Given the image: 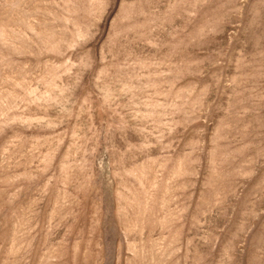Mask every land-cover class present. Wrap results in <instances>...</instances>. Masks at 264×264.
Wrapping results in <instances>:
<instances>
[{
  "label": "rangeland",
  "instance_id": "1",
  "mask_svg": "<svg viewBox=\"0 0 264 264\" xmlns=\"http://www.w3.org/2000/svg\"><path fill=\"white\" fill-rule=\"evenodd\" d=\"M0 264H264V0H0Z\"/></svg>",
  "mask_w": 264,
  "mask_h": 264
}]
</instances>
